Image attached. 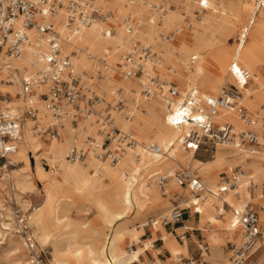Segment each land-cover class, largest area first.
<instances>
[{"label":"bare ground","instance_id":"1","mask_svg":"<svg viewBox=\"0 0 264 264\" xmlns=\"http://www.w3.org/2000/svg\"><path fill=\"white\" fill-rule=\"evenodd\" d=\"M94 1L103 9H109L111 14L105 20H95L78 33H73L64 24L61 10L51 21L65 39L63 51L71 55L75 69L88 73L96 68L101 72L102 76L96 82L98 92L103 91L111 99L115 87L125 91L131 101L128 104L133 118L126 122L117 114L116 121L122 127L129 126L137 142L115 163L99 159L92 152H88L81 161L70 162L66 159L70 147L84 144L83 133L95 134L96 125L91 121L93 118L79 116L74 126L70 116H64L61 124L57 125L59 135H50V144L46 145L38 132L43 126L53 123V119L41 100L36 98L39 108L36 117H23L17 148L8 156L11 162H24L21 167L14 169L16 183L21 190H33L35 187L29 167L31 158H34V173L45 191L42 201L32 208L29 216L35 237L40 244L51 246L52 264H133L148 250H154L155 253L160 251L159 248H152L157 237L162 239L161 248L170 252L168 264H178L177 254L187 252L186 240L185 245H180L173 235L163 230L159 222L150 225L149 236L142 239L143 229L139 227H143L145 222L130 228L121 221L136 204H154L165 210L172 204V199H176L172 192L178 197L187 194L189 197L188 187L178 185L173 175L178 168L198 170L204 181L203 199H193L195 204H192L190 197L189 200H178L184 207H192L200 212L199 221L201 228L207 230L210 247L205 258L217 256L221 264H231L228 260L229 252L222 250L223 237L233 241H239L241 237L240 227L231 224V210L239 209L244 198L251 193L247 187V175L252 176L255 183L264 180V126L257 117L259 110L264 112L261 103L264 99V78L257 69L259 64L264 63V10L255 11L254 0H234V3L232 0H182L184 3L189 2L188 8L195 1L198 6L206 7L201 18L192 17V24L187 25L181 21L179 11L182 6L179 5L176 10L171 9L168 0H161L165 8L158 7L160 2L156 4V0ZM150 9L153 13L146 15ZM127 17L132 25L131 31L126 30ZM167 30L171 32L164 33ZM27 32L31 41L45 47L44 38L33 27ZM235 32H238L236 38ZM230 37L234 42L228 44ZM134 42L148 43L157 53V60L154 64L146 63L138 82L145 81L148 74L158 75L162 89L156 88L146 100L140 98L138 87L128 82L123 75L122 55ZM5 49L6 46L0 52V93H8L10 98L3 97L1 106L24 111L29 102L28 97L22 93L21 77L32 72L34 66H39L41 62L34 58L30 46H25L17 57L5 53ZM192 57L194 60L191 61ZM173 59L174 65L168 63L165 66L168 60ZM240 67L250 71V80L254 86H249V80L243 83L237 72ZM168 73L184 81L183 88L177 86L180 96L176 101H180L182 95L192 88L217 96L227 83L236 85L242 94L241 104L256 119L255 129L263 130L259 133L262 141L258 152L247 159V152L241 153L233 147L217 145L215 156L201 161L192 151H183L180 138L186 127L171 126L165 118V93L171 84L165 78L170 77ZM9 78L12 82L6 83ZM142 106L145 112L141 111ZM157 109L163 113L162 116L157 113ZM229 114L238 121L232 117L227 121L242 128L243 124L233 112L222 111L214 116V120L228 119ZM150 143L159 145L164 153L151 152L147 148ZM46 160L57 169L47 171L44 168ZM239 163L246 172L239 178L235 189L227 191L222 197L213 196L211 191L217 186L219 173H228ZM104 168L108 174L103 171ZM159 174L167 176L164 189L166 195L162 194L157 184ZM20 175H24V178L19 179ZM253 191L256 195L252 200L261 205L259 220L263 223L264 207L259 199V186L256 185ZM223 200L231 208H224ZM76 202H88L94 210L93 219L80 221L69 216ZM157 230H160V234H155ZM130 242L141 244L128 252L125 246ZM20 258L19 252L15 264H20ZM256 264H264V253L259 256Z\"/></svg>","mask_w":264,"mask_h":264},{"label":"built area","instance_id":"2","mask_svg":"<svg viewBox=\"0 0 264 264\" xmlns=\"http://www.w3.org/2000/svg\"><path fill=\"white\" fill-rule=\"evenodd\" d=\"M201 5H203L202 1ZM254 5L255 11L264 10V0H254ZM60 10L64 24L73 33H78L95 20H105L111 14L109 9H103L94 0H0V52L6 46L5 53L17 57L25 46H30L34 58L41 62L39 66H34L32 72H27L21 77L22 93L28 97L29 102L24 111L8 106L2 107L1 99L10 97L8 93L5 95L0 93V157L6 158L8 154L16 150L17 141L20 138L21 121L24 116L36 117L39 110L37 99H39L53 119V123L42 130L43 133L48 131L50 135L58 136L57 125L61 124L66 115L70 116V122L74 126L77 125L79 116L93 118L91 121L96 125L95 134L87 132L83 137L84 145H72L66 154L68 161H81L88 152H92L99 159L115 163L127 149L134 147L137 141L133 130L129 126H120L111 110L116 111L126 122L133 118V112L127 105L125 91L121 87L112 90L109 100L105 95L96 94L91 88L93 82H87L83 78L84 72H78L75 69L71 55L63 51L65 39L51 21V18ZM128 19L129 17L126 20V30L131 31L132 25ZM31 27L44 38L45 47L31 41L27 32ZM169 38L170 34H168ZM156 60L157 53L150 44L134 42L122 55L123 75L126 78L139 77L144 73L146 63L154 64ZM237 72L244 84L251 79L249 70L240 67ZM101 76V72L97 70L95 77L91 76L90 80ZM5 82L11 83L12 80L9 78ZM156 88L162 89L161 80L158 75L148 74L146 80L140 82V98L146 100ZM166 91L165 118L167 122L171 126L186 127L185 133L180 138L183 151H192L194 154L203 151L213 157L216 146L222 145L247 151L250 154L258 152L260 141L259 133L254 127L256 119L241 104L242 94L236 87L223 89L217 96L201 93L196 88H192L182 95L180 101H176L180 92L175 85L171 83ZM100 104L104 106L98 107ZM141 111H146L143 106ZM222 111L235 113L243 127L237 128L227 120H214V116ZM262 126H264V117ZM147 148L156 154L164 153V150L156 143H150ZM244 173L245 170L241 166H234L228 173L224 172L219 176L217 186L211 194L222 197L227 191L234 190ZM173 177L178 185L188 187L189 197L192 200L203 199L204 185L195 170L176 172ZM166 180V175H158L157 184L163 195H166L164 190ZM246 182L250 192L256 185L259 186L260 198H264V180L255 183L253 177L247 175ZM192 202V204L196 203L194 200ZM222 206L231 208L225 200ZM260 208L259 203L245 198L239 209H232V223L240 227L241 237L239 241L229 243L227 251L231 264H256L257 258L253 255L263 246L264 240V228L259 221ZM184 220V210L181 209L179 200L172 199V204L165 211L157 218H148L143 226L148 227L154 222H159L164 228L178 227L184 226ZM25 221V215L19 213L18 223L23 234L24 245L27 251L38 260L36 241ZM180 237L183 238L184 233ZM136 244L130 242L127 245V251L132 252ZM209 251L208 244L199 243L197 255L178 253L177 262L201 264ZM133 263L150 264V260L141 258L134 260Z\"/></svg>","mask_w":264,"mask_h":264},{"label":"rangeland","instance_id":"3","mask_svg":"<svg viewBox=\"0 0 264 264\" xmlns=\"http://www.w3.org/2000/svg\"><path fill=\"white\" fill-rule=\"evenodd\" d=\"M168 1H170L171 3H174V7H171V9L176 10L179 5L182 6L180 11H179L180 16H181V21L187 25L192 24V17L194 19H199L202 17L203 12L206 11V9H201L198 6L196 1L189 8H188L189 2H187V1L185 3L182 2V0H168ZM155 2H156V4L160 2V4L157 5L158 7H161V8L166 7L165 4H163L161 2V0H156ZM151 13H153L152 9L148 10L146 15H150ZM185 22H188V23H185ZM168 32H169V30H167L164 33H168ZM237 36H238V32H235L234 37L236 38ZM233 42H234V39L232 37H230L228 44H231ZM158 50H159V48H158ZM159 54H160V50H159ZM168 63H169V65H174L175 59L168 60L165 63V66H167ZM258 69L261 72L262 77L264 78V63L260 64L258 66ZM97 70L98 69L95 68V70H93L92 72H88V73L84 71V73H83L84 77L83 78L87 82H93L94 81L91 88L96 94L105 95V93L103 91H100L101 93L97 91V87H96L97 79L93 78L92 80H90L91 76L95 77ZM168 74L170 77H165L166 79L173 80V81L177 82L178 84H176V87L178 85H180L181 88H183V83H184L183 81L181 82L178 79L173 78L172 74H170V73H168ZM126 80L128 82L133 83L140 90V83L138 82V81H140V79L138 77L126 78ZM173 85H174V83H173ZM249 86H254L252 81H249ZM229 88H235V86L227 83L223 87V89H229ZM201 93H204V92H201ZM165 95H167V93H165ZM125 98L127 100V103H131V101H129V99L127 98L126 94H125ZM109 100H110V98H109ZM261 103L264 106V99L262 100ZM127 105L129 106V104H127ZM103 106L104 105H102V104L98 105V107H103ZM18 107H22V106H18ZM18 107H17V109H18ZM23 108H25V107H23ZM259 112H260L259 115L258 116L256 115V116L258 117L259 121L262 122V119L264 117V112H262L260 110H259ZM111 113L113 116L115 115L114 117L116 120V116L118 113L114 110H111ZM162 114L163 113L161 112L160 116H162ZM46 127L47 126H43V129H45ZM43 129L39 130L38 134L40 135L41 140H43L46 145H49L50 144L49 143L50 134L48 133V131L43 133L42 132ZM89 133L94 135V133H92V132H89ZM84 135H85V133L82 134V139H83ZM259 141H262V140L259 139ZM238 151H240L241 153L247 152V151H241V150H238ZM247 153L249 154L247 156V159H249V157L251 155H254V154H250L249 152H247ZM30 155H32V151L30 152ZM8 156H9V154L7 155L6 158L0 157V264H15V257H16V254H19V252L21 253V258L19 260L20 264H26V262H28L27 264H52L51 263V260H52V254H51L52 248H51V246L50 245H42L38 242V240L34 234L33 226L29 222V216H30V212L32 211V208L37 206L42 201L44 194H45V191H44L42 184L37 180L35 173H34V165H33L34 164V158L33 157L31 158L29 167H30L31 181H32V183H34L35 187L33 188V190L32 189L21 190L20 187H18V185L16 183L17 175L14 172V169L21 167L24 164V162L21 160L16 161V162H11ZM195 156H196V158H198L202 161H206V160H209L212 158L209 154H206L203 151L196 153ZM263 162H264V158H263ZM235 166L243 167L242 164H237ZM44 168L48 171V170L53 169V166L51 165L50 161L46 160L44 163ZM54 168L57 169L56 166H54ZM243 169H245V168L243 167ZM184 171H186V169L184 170V169L178 168V170H177V172H184ZM248 171H249V169H248ZM195 173L198 174V170H195ZM223 173H224V171H221L219 173V176L222 175ZM18 178L23 179L24 175H20V176H18ZM58 180L61 181L60 179H58ZM14 181H15L16 185L14 184ZM175 200H178V199L176 198ZM262 202H263L262 207H264V200H262ZM179 204H180L181 209L184 210L185 209L184 206L180 202H179ZM225 208L229 209L227 207H225ZM165 210L157 208V206L154 204H151L148 206H142L140 204H136L121 222L125 226L133 228L137 225H141V223L145 222L150 217L157 218ZM17 211H19V213H21V214H24L26 217L25 223L28 226L29 232L33 235V237L36 241L38 257H39L38 260H36V258L33 257V255L27 251V249L24 245V240L22 237L23 234L21 232V229H20L19 223H18L19 213H17ZM93 214H94V210L88 202H76L74 207H72L71 210L69 211V216L71 215V217L73 216L72 218H74L76 220H80V221L93 219ZM260 217H261V214L259 211V218ZM260 223H261V221H260ZM116 224H118V222ZM261 225L264 228V222L261 223ZM139 228H142V229L144 228L142 230L144 234L141 235L142 239L149 236V233H150L149 226L148 227H144V226L142 227V225H141ZM164 231H165V229H164ZM159 232H160V230H157V231H155V234H158ZM231 241L235 242L233 240H231ZM102 242L104 243V240H102ZM140 244H141V242H137L136 247H137V245H140ZM161 244H162L161 241H153L152 248L153 249L159 248L160 251L158 253H155L156 251H154V250H148V251H146V253L144 255H140L141 256L140 259L144 258V259L150 260V264H152V262L153 263L160 262L161 264H168L169 263V257L171 256L170 252L165 248H161ZM127 245L125 246V249H127ZM228 246H229V243H226L222 247L223 250L227 251ZM182 253L184 255H195V254L197 255L196 244H194L192 246L190 252L187 251L185 253L184 252H182ZM263 253H264V245L262 247H260L253 256L258 259V257L261 256ZM219 261L220 260H217V259H214V260L211 259V262H213L214 264L220 263ZM133 264H135V263H133Z\"/></svg>","mask_w":264,"mask_h":264},{"label":"crops","instance_id":"4","mask_svg":"<svg viewBox=\"0 0 264 264\" xmlns=\"http://www.w3.org/2000/svg\"><path fill=\"white\" fill-rule=\"evenodd\" d=\"M231 2H233L234 3V0H232ZM168 6L171 8V7H174V3H171L170 1H169V3H168ZM200 7V6H199ZM201 9H206V7H200ZM170 32V31H169ZM194 57V56H193ZM192 57V58H193ZM192 60H194V59H191V61ZM260 65V64H259ZM258 65V66H259ZM258 66H257V69H258ZM259 70V69H258ZM260 72V71H259ZM261 73V72H260ZM178 80L179 81H183V80H181L180 78H178ZM249 81H251L250 79H249ZM169 82L170 83H174V85L176 86V84H178L177 82H175V81H173V80H169ZM184 82V81H183ZM232 85H234V84H232ZM235 87H236V85H234ZM177 88V87H176ZM223 89V88H222ZM10 95V94H9ZM244 105V104H243ZM244 107L247 109V111L249 112V113H251L252 115H253V113L244 105ZM157 113L159 114V115H161V112H160V110L159 109H157ZM229 117L230 118H228V119H222V120H231V117L234 119V120H236V118L232 115V114H229ZM217 121H219V120H217ZM236 121H238V120H236ZM257 131H258V133H261V128L258 130V129H256ZM60 137V136H59ZM228 148H232V147H228ZM233 149H236V148H233ZM237 150V149H236ZM216 151H217V147H216V149H215V154H216ZM200 151H198L197 153H199ZM215 154H214V156H215ZM196 157V156H195ZM213 158V157H212ZM251 158V156L249 157V159ZM200 160V159H199ZM202 161V160H201ZM207 161V160H206ZM240 164V163H239ZM235 165H237V164H235ZM234 165V166H235ZM233 166V167H234ZM243 168V167H242ZM177 170L178 169H176L175 170V173L177 172ZM245 170V169H244ZM103 171L106 173V174H108L109 172H108V170L106 169V168H104L103 169ZM224 172H227V171H224ZM246 172V171H245ZM200 175V174H199ZM108 176V175H107ZM219 176V175H218ZM200 177H201V179H202V176L200 175ZM202 181H203V179H202ZM204 182V181H203ZM172 194L175 196L174 198H177V199H188L189 200V197H188V194L185 196V197H178L175 193H173L172 192ZM256 194H255V192L253 191V192H251V193H249V198H254V196H255ZM248 197H245V198H248ZM244 198V199H245ZM259 199L260 200H264V198H260L259 197ZM253 201V200H252ZM254 202H256V201H254ZM258 203V202H257ZM185 209H184V226H178V227H168V228H164V227H162V228H164L165 229V232H167L168 234H171V235H173L174 236V238L178 241V243L180 244V245H185V241L184 240H186V247H187V251L188 252H190V250H191V248H192V246L194 245V244H196V246L199 244V243H204V244H208L209 245V242H208V233H207V230H205V229H202L201 228V223H200V221H199V214H200V212H195L194 210H196V209H192V207H188V206H186V207H184ZM259 212V211H258ZM231 214H232V210H231ZM231 224H232V216H231ZM150 227V226H149ZM204 228H207V225H204L203 226ZM144 229V228H143ZM163 229V230H164ZM182 233H184V237L183 238H181L180 237V235L182 234ZM144 233H142V235H143ZM158 234H160V232L158 233ZM160 237H157V239H155L154 241H161L162 242V239L160 238ZM231 242V240H228V237H226V236H224L223 237V243H222V245L224 246L226 243H230ZM263 244V243H262ZM264 245V244H263ZM161 246H162V244H161ZM222 246V247H223ZM216 249H218V247L216 248ZM222 250H223V248H222ZM223 251H225V250H223ZM210 252V251H209ZM226 252H228V251H226ZM196 255V254H195ZM259 258V257H258ZM211 259H217V260H219L218 258H217V256H212V257H210V258H205V261L204 262H201V264H214L213 262H211ZM220 262V264H221V260L219 261ZM257 263H258V259H257ZM215 264H217V263H215Z\"/></svg>","mask_w":264,"mask_h":264}]
</instances>
